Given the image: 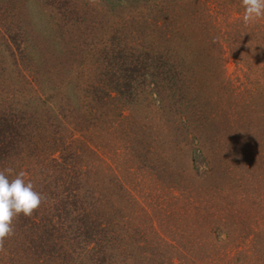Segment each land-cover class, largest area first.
Here are the masks:
<instances>
[{"label":"rangeland","instance_id":"obj_1","mask_svg":"<svg viewBox=\"0 0 264 264\" xmlns=\"http://www.w3.org/2000/svg\"><path fill=\"white\" fill-rule=\"evenodd\" d=\"M55 1L70 7L65 28L49 22L54 2L48 7L38 0L6 25L34 29L30 56L46 73V88L54 83L71 97L82 70L85 84L110 91L84 115L71 101V120L88 116L87 126L81 131L72 121L59 135L66 149L71 144L88 152L85 179L94 184L85 187L110 204L106 215L114 223L106 226L117 247L114 261L264 264V18L246 25L242 0H182L169 5L167 15L156 0V21L167 22L142 27L137 15L145 11L143 19H149L147 0ZM128 47L138 54L155 51L162 61L151 74L163 73L145 80L143 71H134L132 87L121 94L114 88L124 89L122 82L101 77L106 68L125 74ZM5 66L0 88L9 93L18 87L8 79L14 67ZM22 68L30 74V67ZM23 92L19 101L32 95ZM58 95L47 98L53 108L64 104ZM40 104L39 111L48 107ZM44 129L56 134L47 122ZM75 129L84 133L82 140ZM23 142L27 150L28 140ZM0 253V259L8 255Z\"/></svg>","mask_w":264,"mask_h":264},{"label":"trees","instance_id":"obj_2","mask_svg":"<svg viewBox=\"0 0 264 264\" xmlns=\"http://www.w3.org/2000/svg\"><path fill=\"white\" fill-rule=\"evenodd\" d=\"M30 1L32 0H0V6H3L0 14V73H5L3 70L5 65L13 66L14 75L8 79L12 85L18 87L11 92L5 84L6 92L9 91V93H5L0 88V170L12 168L13 174L8 177L10 180L20 171L25 172V182L33 184V190L40 194L42 203L32 216L25 217L20 214L14 217L12 234L4 241L3 252L8 253V255H2L0 263L3 261V264H132L114 261L115 248L117 247L114 245L115 241L111 239L113 232L110 233L111 230L106 226V223H114L106 215L110 209V204H107L104 199L95 198V190L94 192L88 191L85 187L89 185L88 183L94 184L93 181L90 182L89 179H85V174L89 173L90 170L89 167H85L87 164L83 163L86 162L87 150L71 149V144L66 145L68 148L66 149L63 140L65 137L59 135L62 130L70 127L72 121L74 128L80 126L83 128L79 130L83 131L87 126L89 117L84 116L83 118L82 114L92 112V105L97 101L102 102V99L110 96V91L104 89L107 86L99 88L90 83L85 84L83 76L88 75H85L82 70L78 72L80 76L77 74L76 78H73L74 86L71 97L67 96L66 91L59 90L54 83L52 88L50 86L46 88L47 85L44 84L43 79L46 73H41V67L34 68L36 55L30 56L32 39H30L29 33L34 29H25L24 23H20L16 28H13V24L6 25L8 17L11 18L12 16L13 18L15 14H19L22 6ZM38 1L48 7H51L49 6L51 2H54L55 6L51 7L53 11H49L53 17L52 21L49 22L53 24V27L65 28L68 25L69 6L63 9V4L59 1ZM135 1L138 2L139 0ZM155 1L147 0V14L150 17L143 19L145 11L140 16L138 14L139 25L143 22L142 25L148 24V22L153 25L167 22L166 17H161L164 22L156 21L155 16L158 13L153 9L154 6L159 9L158 4L165 13L167 12V15L169 5L177 3L182 5L184 3L182 0H157L158 4ZM58 16L57 22L55 17ZM130 16H133V13ZM157 33L160 32L157 31ZM33 46V50H35L36 43ZM118 48L117 56L111 57L114 62H118L122 53L120 46ZM128 48H123V51L126 50L127 52L126 56L123 57L124 62H122L125 74L119 75L106 68L101 77H105V81L107 78L112 79L116 85L122 82L125 85L124 89L122 87L114 88L115 91H118L117 93L121 94L132 87L127 86V84H131L134 78L132 77L133 74L143 71L144 74L141 76L146 80L150 79L151 76L157 78L163 73L162 70L160 74L156 71L160 67L155 65V62H160L162 59L160 56L157 57L155 51L145 49L138 54L134 47ZM3 53L6 54L5 58H3ZM22 67L25 69L30 67L28 69L31 70L30 74H27ZM150 69L156 70L151 74ZM47 74L50 75L49 72ZM115 74H118L117 77ZM165 76L158 82L163 79L166 80L168 77ZM0 80H2L1 75ZM66 83L69 81L66 80ZM0 85L4 84L0 81ZM64 87L66 86L64 85ZM27 90L32 91V95L23 101H19L18 96H23V91L26 92ZM44 90L51 92L45 98L42 97L46 94ZM61 91L65 94L58 95L57 93ZM180 91L182 92V90ZM54 95L61 96L59 101L64 102L58 108H53L47 101V98L52 99ZM27 99L40 102V105L45 104L48 107L39 111L37 102L31 103L26 101ZM73 100L78 103L77 107L82 113L81 117L75 118V122L71 120L73 110L70 111ZM32 104L36 105L33 107ZM35 107V113L32 116L28 115L27 111L35 109ZM45 122H47L48 130L56 134L45 133ZM81 131L75 129V132L81 133L78 135L79 138L83 137L84 134ZM24 140H28L27 150L24 149V143H26L23 142ZM85 144L87 146V143ZM46 145L54 146V148L49 149L45 147ZM79 190L81 192L78 193ZM106 205L107 208L104 210L103 207ZM10 243L14 245L12 249L7 246ZM145 262V264H150ZM140 264L142 263L140 262Z\"/></svg>","mask_w":264,"mask_h":264},{"label":"clouds","instance_id":"obj_3","mask_svg":"<svg viewBox=\"0 0 264 264\" xmlns=\"http://www.w3.org/2000/svg\"><path fill=\"white\" fill-rule=\"evenodd\" d=\"M242 7L246 25L264 18V0H242ZM12 174V168L0 170V251L4 250L5 239L12 234L14 217L20 214L30 217L42 203L40 194L33 190V184L25 182V172L20 171L10 180L8 177Z\"/></svg>","mask_w":264,"mask_h":264}]
</instances>
